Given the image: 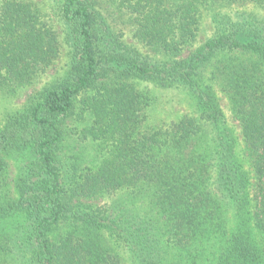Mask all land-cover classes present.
I'll use <instances>...</instances> for the list:
<instances>
[{
    "label": "trees",
    "instance_id": "1",
    "mask_svg": "<svg viewBox=\"0 0 264 264\" xmlns=\"http://www.w3.org/2000/svg\"><path fill=\"white\" fill-rule=\"evenodd\" d=\"M45 2L0 0V97L65 56L0 124V264H264V14L231 9L264 0ZM141 83L192 110L150 124Z\"/></svg>",
    "mask_w": 264,
    "mask_h": 264
},
{
    "label": "rangeland",
    "instance_id": "2",
    "mask_svg": "<svg viewBox=\"0 0 264 264\" xmlns=\"http://www.w3.org/2000/svg\"><path fill=\"white\" fill-rule=\"evenodd\" d=\"M37 2H44L43 4H48L47 2H45V0H36ZM232 10L236 11H243V10H248V11H255L258 13H263V10L255 8L253 6H234L231 8ZM117 28H126L127 32L129 33L126 36V40L136 46H140L138 45V43L136 41H134L131 37V29L127 26L125 27V25L123 24H119L117 26ZM58 29L59 32H62V27L60 24H58ZM212 24H211V20L209 18V16H207V18L205 19L202 31L200 33V37H199V41L197 44L204 42L207 38H209L212 34ZM196 47V45H195ZM195 47L189 48L188 50H186L184 52V56H187L192 50H194ZM144 53H147V51L144 49L142 50ZM65 61V56H63L59 62L57 63L56 66H53L52 68H50L48 70V72L43 75L42 77H40L33 85L29 86L26 89H23L21 92L18 93V95H16L15 97L11 98V99H5L3 97H0V124L3 122V117L6 114V112L8 111H13L16 108H18L19 106H21L23 103H25L28 98L37 90H40L46 83H48L49 81H51V79L55 76L56 72L58 71V69L60 67L63 66ZM142 89H146L149 90L156 98H157V102L155 104V106L149 111L150 116H149V123L153 124V125H162L165 123H169L170 121L176 119L178 116L186 114L188 112H190V110H192V103L189 99V97L187 96L186 93H183L181 91L178 90H174V89H160L152 84H148V83H141L140 86ZM219 96L221 99V105L222 108L225 112L226 115V120L228 122L229 125H231V127L234 128L236 135L238 137L239 140V144H240V149L244 148V144L242 142V137L240 135V125L238 123V121L233 117L232 112H231V107L230 104L227 100V96L225 93L223 92H219ZM72 142V143H71ZM66 145L70 144L71 148L73 147V141L72 139H70V137L67 139V143H65ZM81 148V147H80ZM84 151L83 149H79V147H77L75 149V151ZM92 151H86L84 152L85 155L86 154H90L89 157H91V155L93 153H90ZM21 158H18L17 155L11 156L8 158V162L10 165V171L8 174V183H9V189L11 192L14 193L15 191V179L17 178V176L20 173V167H21ZM114 199V198H112ZM111 197L108 198H100L98 200H96V202L98 204H105V203H110L112 202ZM115 200V199H114ZM108 238V236H107ZM108 240L110 241V239L108 238Z\"/></svg>",
    "mask_w": 264,
    "mask_h": 264
}]
</instances>
